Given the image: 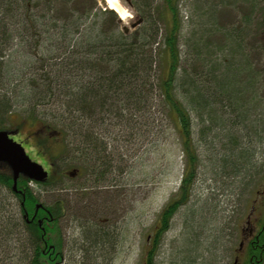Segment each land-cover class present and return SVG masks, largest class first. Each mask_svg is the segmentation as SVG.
Returning <instances> with one entry per match:
<instances>
[{"label": "rangeland", "instance_id": "374dc122", "mask_svg": "<svg viewBox=\"0 0 264 264\" xmlns=\"http://www.w3.org/2000/svg\"><path fill=\"white\" fill-rule=\"evenodd\" d=\"M5 1L2 0V4L0 2V19L3 20L0 22V53L3 54L0 56V71L5 72L4 76L1 72L5 81L0 82V100L7 92L10 100L2 112L10 118L18 116L30 119L34 116L39 126L49 124L53 132L44 141L45 150L41 147H35V150L43 152L42 156L48 160L53 157L51 161L54 159L55 171H58L57 183L48 188L36 184L32 186H36L41 201L46 205L65 200V209L59 218L63 239V259L59 264H142L143 253L154 232L158 214L177 192L184 170V155L178 135L163 111L159 96L153 101L151 114H146L140 120L139 131H119V128L107 124L99 130L96 128L102 145L100 154H106L108 159L104 169L95 171L99 168V161L85 157L84 149L80 146L78 149L72 137L60 133L62 119L58 117L56 109L62 106L61 103L48 96L39 99L30 90L33 83L38 81L37 76L42 77L52 71L54 64L50 67V63L56 61V58L53 61L47 59L51 52L48 53L46 47L39 45V38L34 36L37 31H32L29 20H24V11L28 12V8L34 12L38 10L40 14L34 6L37 2L31 6L29 3L25 5L23 0ZM113 1L118 8H111L108 0L80 2L85 5L81 8L90 10L88 14L81 13V10L77 13L80 21L84 22L82 33L84 27L90 24L99 25L106 21L113 26L115 17L121 20V30L126 27L130 31L135 29L132 23L142 16L139 7L143 3L129 5L125 0ZM161 1L149 2L158 7ZM207 1H180L183 20L181 49L186 50V43L194 32L201 33V23L206 18L202 16L200 7ZM120 10H126L128 17L122 18ZM220 10L226 12L225 24L234 22L240 26V20L246 16L243 4L227 5ZM254 18L260 20L259 9ZM217 21L222 24L220 20ZM254 30L251 27V42L255 36L258 38ZM63 43L65 41L59 40L57 46ZM260 44L263 45L264 41ZM52 52L54 54L55 50ZM253 52L249 48L254 67L261 70L258 77L259 93L245 103V107L251 109L250 119L245 122L255 131L249 128L241 131L229 124L222 126L210 122V143H206L200 140L199 126L194 120V137L201 158L199 176L189 201L179 208L171 220L170 229L162 237L156 264H233L239 234L232 238L228 235L229 229L240 213L239 223H244L262 184L258 182L257 189L247 194V190L240 188V177L233 179L224 175L220 165L221 157L230 154L229 150L234 148L236 141L233 143L235 139L232 135L235 133L241 148L246 149L243 158L246 162L240 161V166H254L253 174L257 171L258 175H262L264 172V121L257 120L264 113V102L261 101L264 100V55L257 52L254 56ZM213 55L210 59H218L221 54ZM15 82L17 86L12 84ZM10 110L12 113L8 114ZM221 114H224L223 111ZM27 123L22 127L23 134L29 133ZM104 146H107L106 150H103ZM236 150L239 151L238 148ZM31 154L35 159H41L39 154ZM44 166L48 167L46 163ZM78 167L85 168L83 174L71 176L70 172ZM94 171L95 174L92 173ZM0 203L4 205L0 210V261L8 252L11 257V260L9 257L7 259L9 264H25L29 251L23 246L24 239L19 240L16 229L15 233L8 235L6 227H2L4 221L18 223V219H21L19 200L0 186ZM95 223L111 232L108 242L96 243V236H91L98 227Z\"/></svg>", "mask_w": 264, "mask_h": 264}, {"label": "trees", "instance_id": "16d2710c", "mask_svg": "<svg viewBox=\"0 0 264 264\" xmlns=\"http://www.w3.org/2000/svg\"><path fill=\"white\" fill-rule=\"evenodd\" d=\"M84 1L23 0L25 5L29 3L31 6L37 2L34 6L39 9L40 14L38 10L34 12L28 8L27 12L25 9L24 20H29L31 30L37 31L34 36L39 38V45L46 47L48 53L51 52L47 59L53 61L56 58L55 63H50V67L54 64L52 71L42 77L38 75V81L33 83L30 90L39 99L48 96L61 103L62 106L56 109L58 117L62 119L60 133L72 137L77 147L84 149L85 157L99 161V168L95 171L104 169L108 159L106 154H100L102 145L96 128L99 130L107 124L119 128V131H139L140 120L146 114H151L153 101L159 96L163 111L178 135L184 155V170L177 192L158 214L154 232L143 253L142 264H156L162 237L170 229L171 220L179 208L189 201L199 176L201 158L194 137V120L199 126L200 140L206 143H210V122L222 126L229 124L241 131L246 128L255 131L253 127L246 125L245 121L250 119L251 109L245 107V103L259 93L258 77L261 70L254 67L255 62L249 54L250 48L254 50V56L257 52L264 55L263 41L257 36L250 41L251 27L255 28L254 34H258L259 21L254 16L259 5L256 0L205 2L200 7L202 16L206 18L201 23L202 31L200 34L194 32L186 43V50H183L180 44L183 25L181 0H162L158 7L152 6L149 2L151 0H134V5L143 3L139 7L142 15L140 18L143 20L134 30H121V20L115 17L113 26L106 21L99 25L90 24L84 27L82 33L84 22L80 21L77 13L80 10L81 13H90L88 8H81L85 5L80 2ZM0 2L2 4V0ZM71 3H74L73 6H69ZM237 4L245 6L246 16L240 20V26L234 22L225 24L226 12H222L220 8ZM0 22L3 20L0 19ZM40 39L45 41L42 43ZM59 40L65 43L57 46ZM212 54L221 55L218 59H210ZM0 56L3 54L0 53ZM1 72L5 75L4 70H1L0 82L3 80ZM12 84L17 86L18 83ZM7 94L9 95L8 92ZM7 94L0 100V125L4 117L2 110L10 100ZM261 101L264 102L263 99ZM261 117L264 118V113L257 120L264 121ZM32 118L35 119L34 116ZM232 137L235 139L233 143L236 141L234 148L229 150L230 154L227 153L229 156L221 157L222 173L233 179L240 177V188L247 190V194L256 190V184L261 182L262 186L256 192L257 197L258 192L264 190V172L262 175H258L257 171L253 174L254 166H240V161L246 162L243 159L246 149L241 148L238 135L234 133ZM106 148L104 146L103 150ZM77 169L78 172L74 175L81 176L85 168ZM95 171L92 173L95 174ZM100 172L102 175L103 170ZM57 180L53 176L36 182L21 174L17 180L16 196L22 202V213H33L37 205H46L41 201L35 187L42 185L48 188L54 186ZM13 184L12 169L6 163L0 162V186L12 195L10 192H14ZM32 184L36 186L33 187ZM24 195H27L26 199L23 198ZM64 201L61 199L54 202V221L43 220L42 225L36 221L26 222L25 219H18V223L2 222L8 235L15 233L16 229L19 240L24 239L23 246L29 251L25 264H59L62 261L63 239L59 218L65 209ZM2 205L0 203V210ZM253 208L262 213L264 220L263 205L253 202L251 209ZM235 219L228 235L234 238L239 234V249L241 213ZM96 224L98 227L96 226L97 229L91 236H96V243L108 242L111 232ZM260 233L263 237L261 241L264 242V229ZM1 243L2 240L0 245ZM246 247L241 264H252L249 257L253 253L254 245L249 244ZM229 249L230 247L227 250ZM238 249H235L233 264H238L235 260ZM4 255L0 264H9L7 259L9 257L11 260L10 255L8 252V256Z\"/></svg>", "mask_w": 264, "mask_h": 264}, {"label": "flooded vegetation", "instance_id": "af4514ba", "mask_svg": "<svg viewBox=\"0 0 264 264\" xmlns=\"http://www.w3.org/2000/svg\"><path fill=\"white\" fill-rule=\"evenodd\" d=\"M129 5H134V0H125ZM259 5V15L260 20L258 23V38L264 41V0H256ZM12 113V110L9 111L8 114ZM14 119V120H13ZM29 126V133L23 134L22 133V127L24 124ZM0 130H5L8 132L9 137L12 138L14 141L21 143L24 148L26 149L29 156L44 165L46 163L48 167H45L48 171V179L51 177H56L58 175V171H55V163L54 159L52 158L48 160L44 155L42 156L43 152H39L38 150H35V147H41L44 148V141L47 139L53 132L50 129V126L47 124H42L39 126L38 121L36 119L30 118H19L18 116H14L10 118L8 115H4L3 122H1ZM34 145H33V144ZM31 152H35L39 154L40 160L35 159ZM78 172V169H74V171L70 172V175H74V173ZM45 184V182H44ZM16 199L19 200V214L21 216V219H25L26 222L31 223L32 221H36L41 223L43 220H51L54 221V202L49 205H37L35 211L33 213L27 211L25 213H22L20 206L21 203L18 196H16L17 192H10ZM27 194V192H26ZM27 196V195H26ZM26 196L24 195L23 198L26 199ZM257 205H263L264 207V190H261L258 192L256 201H254ZM62 209H64V206H62ZM40 210L44 212H40ZM263 215L262 213L257 209L253 208L251 209L250 213L247 215L245 219V223H243L240 227V247L238 249V253L235 257V260H237L238 264H241V261L244 260L245 257V251L247 249L246 246L249 244L254 245V250L251 256L249 257V261L252 264H264V242L261 241L263 237H261V230L264 229V222H263Z\"/></svg>", "mask_w": 264, "mask_h": 264}, {"label": "water", "instance_id": "95a60500", "mask_svg": "<svg viewBox=\"0 0 264 264\" xmlns=\"http://www.w3.org/2000/svg\"><path fill=\"white\" fill-rule=\"evenodd\" d=\"M142 20V18L137 19L132 23V27H136ZM128 29V27L125 28L126 31ZM0 162L6 163L12 169L14 191H18L17 180L21 174L36 182L45 181L48 177V171L44 166L33 160L24 146L10 138L5 130H0Z\"/></svg>", "mask_w": 264, "mask_h": 264}, {"label": "bare ground", "instance_id": "6f19581e", "mask_svg": "<svg viewBox=\"0 0 264 264\" xmlns=\"http://www.w3.org/2000/svg\"><path fill=\"white\" fill-rule=\"evenodd\" d=\"M108 3H109V5H111V6H110L111 8H113V9L118 8V6H117V4L115 3V1H113V0H108ZM108 3H107V4H108ZM120 11H121V17H122V18H127V17H128V13H127L126 10H120Z\"/></svg>", "mask_w": 264, "mask_h": 264}]
</instances>
